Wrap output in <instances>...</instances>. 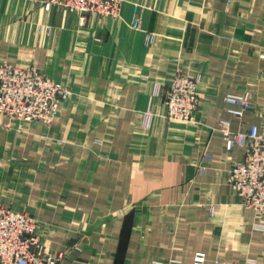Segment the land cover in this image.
Wrapping results in <instances>:
<instances>
[{
    "label": "crops",
    "instance_id": "obj_1",
    "mask_svg": "<svg viewBox=\"0 0 264 264\" xmlns=\"http://www.w3.org/2000/svg\"><path fill=\"white\" fill-rule=\"evenodd\" d=\"M43 3L0 0V64L72 95L50 124L0 117V200L37 219L58 264H264V227L227 180L245 150L214 132L264 130V0H126L117 19ZM178 71L199 80L191 121L165 117ZM230 93L249 95L242 119Z\"/></svg>",
    "mask_w": 264,
    "mask_h": 264
},
{
    "label": "built area",
    "instance_id": "obj_2",
    "mask_svg": "<svg viewBox=\"0 0 264 264\" xmlns=\"http://www.w3.org/2000/svg\"><path fill=\"white\" fill-rule=\"evenodd\" d=\"M126 0H46L45 8L61 7L85 19L89 15L118 18ZM133 26L141 27L138 7L135 6ZM153 37H150V41ZM199 80L177 72L164 93L165 117L173 121H191L199 105ZM72 90L39 71L35 66L23 67L11 62L0 64V117L7 119L6 126L14 123L43 121L52 123L60 104L69 99ZM228 112L242 119L252 108L248 94L230 93L226 97ZM152 116L145 117L150 125ZM214 132L226 140L231 151L236 145L245 152L234 161L228 171V184L242 205L255 211L259 228L264 222V130L252 125L248 132H234L227 119H221ZM212 155L205 152L198 163L199 172L206 173V160ZM60 254L53 253L39 232L37 219L0 200V264H58ZM205 253H196L195 264H204ZM226 264V263H218Z\"/></svg>",
    "mask_w": 264,
    "mask_h": 264
},
{
    "label": "rangeland",
    "instance_id": "obj_3",
    "mask_svg": "<svg viewBox=\"0 0 264 264\" xmlns=\"http://www.w3.org/2000/svg\"><path fill=\"white\" fill-rule=\"evenodd\" d=\"M45 2H46V0H44V3H43V4H44V7H45ZM45 9H46V8H45ZM134 9H135V8H134ZM120 16H121V15H120ZM120 16H119V17H120ZM119 17H118V18H119ZM104 18L111 19L110 17H104ZM113 19H117V18H113ZM132 25H133V23H132ZM2 202H3V201H2Z\"/></svg>",
    "mask_w": 264,
    "mask_h": 264
}]
</instances>
